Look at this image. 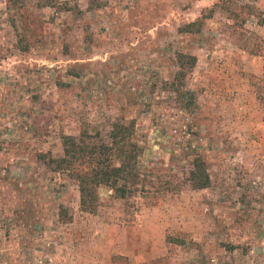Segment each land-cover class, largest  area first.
<instances>
[{"label": "rangeland", "instance_id": "rangeland-1", "mask_svg": "<svg viewBox=\"0 0 264 264\" xmlns=\"http://www.w3.org/2000/svg\"><path fill=\"white\" fill-rule=\"evenodd\" d=\"M57 1L0 0V264H264V123L250 83L264 0ZM197 19L198 32L181 31ZM178 51L197 58L192 110L168 86ZM116 120L135 123L142 175L125 198L100 190L82 211L75 181L46 160L62 134L106 140ZM197 155L203 189L188 181Z\"/></svg>", "mask_w": 264, "mask_h": 264}, {"label": "trees", "instance_id": "trees-1", "mask_svg": "<svg viewBox=\"0 0 264 264\" xmlns=\"http://www.w3.org/2000/svg\"><path fill=\"white\" fill-rule=\"evenodd\" d=\"M57 0H39L41 6L54 5ZM229 16L236 20L239 13L229 10L223 5ZM249 14L259 16L260 12L251 5L242 7ZM263 21V20H261ZM200 19L184 25L182 32L195 33L199 31ZM241 25V22H238ZM253 52L263 61L262 75L251 76L250 83L254 86L256 98L262 109L264 123V39H258ZM194 54L176 52L177 70L168 86L175 93L178 104L185 110L195 107L194 93L186 89L185 78L196 64ZM134 121H114L109 129L107 139L95 140L87 132L78 135L62 134V154L58 157L49 156L47 163L54 170H61L75 181L79 192V206L82 211L95 212L98 206L100 190L111 191L114 196L125 198L135 186L142 173L137 165V158L142 152L141 146L132 139ZM39 157H45L40 154ZM192 168L188 172V181L193 189H203L210 185V177L205 161L199 156L192 159ZM60 219H68L63 205L59 206Z\"/></svg>", "mask_w": 264, "mask_h": 264}]
</instances>
